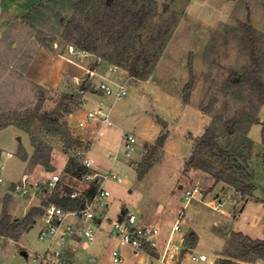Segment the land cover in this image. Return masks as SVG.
I'll list each match as a JSON object with an SVG mask.
<instances>
[{"label":"rangeland","instance_id":"1","mask_svg":"<svg viewBox=\"0 0 264 264\" xmlns=\"http://www.w3.org/2000/svg\"><path fill=\"white\" fill-rule=\"evenodd\" d=\"M9 1L0 0V124H12L0 129V218L6 195L8 212L14 220L23 219L25 210L28 214L34 207L42 208L47 198L43 195L34 201L17 196L15 184L24 172L42 185L59 174L62 192L87 187L85 172L80 177L65 172L77 150H69L62 137L47 132L39 120L31 125L20 122L28 110L41 103V113L58 110L60 124L82 140L87 149L77 160L89 157L97 161V166L106 163L107 168L111 165L107 154L120 148L124 155L123 135L136 137L133 157L120 155L114 168L129 183L110 180L106 188L118 208L128 209L140 222L149 219L151 225L160 228L162 236L168 235L177 222L182 235L195 232L198 244L185 254L183 264H194L190 253L205 254L220 264L228 256L233 233L264 240V145L260 124L264 123V106L249 87L238 84L251 65L243 43L244 24L257 31L264 81V0H134L139 17L125 39L110 43L97 40L92 48L98 50H88L85 55L77 41L64 39L65 24L78 0H21L20 15L4 12ZM39 4L44 5L30 15ZM139 56L141 79L130 80L125 98L117 100L90 91L108 76V66L117 62H121V70L110 78L118 83L128 79L129 68ZM87 69L96 75H86ZM231 77L236 84L230 82ZM191 82L190 101L185 103V86ZM82 99H88L83 108ZM100 109L103 114H97L96 121L87 125L91 129L98 124L99 134L92 145L84 140L85 129L79 123L87 113ZM249 117L258 118L259 123L251 126ZM230 120L238 122L234 136H229ZM209 126L218 133L222 146L251 155L249 170L256 188L252 196L243 199L225 183L214 188L215 179L208 173H183L195 139ZM164 134L167 139L153 167L139 179L145 155ZM33 137L52 146L54 171L30 166ZM23 155H27V163L22 161ZM212 162L219 166L217 159ZM192 186L200 187L203 198L186 202L184 189ZM220 202L223 206L214 209L213 205ZM40 218L35 217L36 222L18 241L0 236V264H34L35 254L45 248L39 239ZM113 241L110 237L98 254L103 264H114ZM123 249L126 258L130 251Z\"/></svg>","mask_w":264,"mask_h":264},{"label":"trees","instance_id":"2","mask_svg":"<svg viewBox=\"0 0 264 264\" xmlns=\"http://www.w3.org/2000/svg\"><path fill=\"white\" fill-rule=\"evenodd\" d=\"M42 5L44 4H39L37 8L31 10L29 12L30 15ZM74 5V13L65 24L64 39L67 41H77L81 50L86 52L89 50L91 53L98 50L97 47L92 48V45L97 40L107 43L124 40L129 32V28L135 25L139 17V12L135 10L134 0H78L74 2ZM243 31L244 48L250 56L251 65L248 73L240 76L238 84L249 87L264 106L263 67L261 65L263 56L257 54L259 42L257 31L247 24L243 25ZM139 60L140 56L128 71L129 75L136 79H141L138 70ZM117 63L115 65H122L121 62ZM230 82L236 84L233 77L230 78ZM192 89L193 82L185 86V103H189ZM40 111L41 103L33 110H28L24 114L25 117L23 115L20 118V122L31 125L39 120L47 132L60 135L69 150L75 152L78 149L84 148L82 140L74 138L68 128L60 124L58 110L45 113H41ZM249 122L252 126L258 124L259 120L258 118L249 117ZM227 124L230 125L228 128L229 136H234L238 122L230 120ZM11 125V123H2L0 124V129ZM166 139L167 134L161 135L157 139L156 144L149 149L139 167V179H143L151 170L155 162V156L163 148ZM32 140L34 153L29 158L30 166L41 165L49 172L54 171L55 168L52 166V146L38 137H33ZM262 143L264 145V123L262 126ZM22 159L26 161L28 159L27 155H23ZM213 159L219 161V166L212 162ZM250 160L251 155L246 154V152H237V149H233L228 145L222 146L218 133L213 127L209 126L201 137L195 139L193 152L185 163L183 173L188 174L192 170L208 173L214 177L215 184L225 183L227 186L235 189L245 199L252 196L256 190L255 184L252 181V174L249 170ZM65 172L74 177H80L85 172V169L74 156L68 160ZM61 188L62 186L60 185L56 192L50 195L47 200H44L42 207L50 203H55L67 210H78L84 207L85 199L83 197L75 200L70 199L63 195ZM67 191H71V189ZM92 192L93 188L91 187L87 190L86 194L90 195ZM8 204L9 196L6 195L0 218V236L18 241L22 233L35 223V217L43 214V208L34 207L23 219L14 220L8 212ZM187 240L188 249H194L199 241L197 234L194 232L187 234ZM146 252L153 256L157 255L150 248ZM232 261H238L241 264H254L258 261H264V240L253 239L243 233H233L228 256L220 264H231Z\"/></svg>","mask_w":264,"mask_h":264},{"label":"built area","instance_id":"3","mask_svg":"<svg viewBox=\"0 0 264 264\" xmlns=\"http://www.w3.org/2000/svg\"><path fill=\"white\" fill-rule=\"evenodd\" d=\"M86 53L84 50L81 51L83 55ZM120 70L121 68L117 65H109L107 68L108 76L98 85H93L96 92L107 96H115L117 100L125 98L127 86L131 84L130 80L136 78L129 75V78L121 83L110 78ZM86 75L94 77L96 73L94 70L87 69ZM76 81L79 83L80 79L76 78ZM97 114H103L102 110L87 113L85 119L80 121L79 127L85 128L87 124L96 119ZM123 137L124 155L121 154L120 148L107 154L113 165L119 162L120 155L131 159L135 154L136 137L132 134H124ZM86 149H78L75 154L76 158L79 159L78 157L84 155ZM7 156L12 157L13 155L7 153ZM79 161L85 169L83 177L87 187L83 190L64 191L63 195L73 200L83 197L85 199L84 207L78 210H67L55 203L42 207L43 214L40 218L42 224L39 231V239L46 241L48 247L45 251L35 254L32 259L35 264H71L75 245L83 244L89 247L95 242L97 233L103 230L104 226H109L108 233L114 240L128 246L135 252H146L150 248L157 253L159 260L164 263L180 260L188 253L190 249L187 248V235H182V227L179 222L171 229L162 248L160 228L151 224L140 223L137 216L129 211L122 212L118 217L113 218L109 212V200L112 194L106 188V184L110 180L123 185L128 184L129 181L117 174L113 166L108 170H101L92 158L84 157V159ZM60 182L61 177L57 173L52 175L44 185L24 174L21 180L15 184V191L22 197L41 198L44 196L48 198L59 189ZM0 183H3V178L1 177ZM91 187L93 192L87 195L86 192ZM184 198L186 202H191L195 199L203 198V192L200 187L192 186L184 189ZM222 206L223 203L221 202L213 205L214 209H219ZM178 235L179 238L177 239L176 236ZM190 254L191 262L194 264H215L205 254L199 256L193 253ZM112 257L115 263H120L123 260L122 254L118 249L112 251ZM258 263L264 264V261H258Z\"/></svg>","mask_w":264,"mask_h":264},{"label":"crops","instance_id":"4","mask_svg":"<svg viewBox=\"0 0 264 264\" xmlns=\"http://www.w3.org/2000/svg\"><path fill=\"white\" fill-rule=\"evenodd\" d=\"M20 1L21 0H11V2L9 1L8 2V4L6 5V7H5V10H4V12L8 15H10V14H15V15H20ZM23 4H24V2H23ZM33 5H35V4H33ZM32 5V6H33ZM31 6V7H32ZM31 7H28V9H30ZM28 9H26V10H28ZM76 78H78V77H76ZM90 91H91V89H90ZM95 93V92H94ZM83 100V105H82V108L83 107H85L87 104H88V99H82ZM77 112H79V113H81V110H79V111H77ZM76 112V113H77ZM75 113V114H76ZM75 114H73V115H71L72 116V118L75 116ZM86 116V115H85ZM94 121H96V120H94ZM261 125L263 124V123H260ZM88 125V124H87ZM85 126V128H83V129H85L84 130V140L86 141H89V142H91V144L93 145V139L94 138H96L97 137V135L99 134V129H97V123L95 124V126H92V127H94V128H91L90 129V127L89 126ZM263 126V125H262ZM119 146V145H118ZM194 148V147H193ZM192 154V153H191ZM7 155V154H6ZM13 157V156H12ZM106 158L108 159V157H107V155H106ZM22 159V158H21ZM109 160V159H108ZM22 161L23 162H25V163H27V160L26 161H24L23 159H22ZM96 161V160H95ZM109 162H110V164L111 165H109V166H107V168L105 167V165H106V163H100L99 165L100 166H98L101 170H103L104 168H106V170H108V169H110L112 166H113V168H115V165H113V163L111 162V160H109ZM96 164H97V161H96ZM54 165V166H53ZM41 165H38V166H36V167H40ZM52 166L55 168L56 167V164H54L53 163V161H52ZM63 167V166H62ZM200 171V170H199ZM202 171H200V173H201ZM203 173V172H202ZM24 174H25V172H24ZM23 174V175H24ZM204 174H206V173H204ZM222 185L223 183L221 182V183H218V184H215V186H214V188H216L217 186H219V185ZM214 185V184H213ZM230 187V186H229ZM182 188V186L180 187V189ZM214 188H213V190H214ZM230 188H232V187H230ZM212 190V191H213ZM17 196H19V197H22V196H20V195H17ZM23 198H26L27 200H32V201H34V200H41V198H39V197H33V198H30V197H23ZM110 206H109V212H110V215L113 217V218H116V217H118L122 212H127V211H129L128 209H126V208H122V207H120V208H118V206H117V204H115L116 202L115 201H113V195L111 196V198H110ZM113 201V202H112ZM123 209H125V211H123ZM27 210H25V212H24V214L22 215V217H24V216H26L27 214ZM2 215V214H1ZM35 222H36V220H35ZM140 222V221H139ZM143 224H151L150 223V221H149V219H145L144 221H141ZM140 222V223H141ZM31 228V227H30ZM29 228V229H30ZM29 229H27L26 231H28ZM109 226H104V228H103V230H101V231H99L98 233H97V237H96V240H95V242L92 244V245H90L89 247H86V246H84L83 244H78V245H75V252H74V254L72 255V262H71V264H103V260H102V258H101V256H99L100 254H99V252H100V250H101V248L103 247V246H106L107 245V243H108V241H109V239H110V235H109ZM26 231H24L23 233H22V235L26 232ZM171 232V231H170ZM195 233V232H194ZM170 234V233H169ZM169 234L168 235H166V236H162V238H161V247L163 248V246H164V244H165V241H166V239L168 238V236H169ZM187 235V234H186ZM248 236V235H247ZM22 237V236H21ZM20 237V238H21ZM250 237V236H249ZM7 238V237H6ZM42 241V240H41ZM44 244H45V248H44V250L43 251H45L46 249H47V247H48V243L46 242V241H42ZM114 243H115V245H112L113 246V250H115V249H118L120 252H121V254H122V258H123V260H122V262H120V263H115L114 261H113V258H112V261H113V263L114 264H124V263H126V262H128V264L130 263V264H150V261L152 260V259H156L157 261H161V260H159V258H158V255H156V256H153V255H151V254H149V253H147V252H135V251H133L131 248H129L128 246H125V245H123V244H121V243H119L118 241H113ZM124 247H127L128 248V250L130 251V255L128 256V257H126L125 258V251H124ZM24 256H26V253H22ZM99 254V255H98ZM182 257V256H181ZM183 258L184 257H182L180 260H176V261H169L170 263H172V264H183ZM127 259V260H126ZM162 262V261H161ZM34 263V262H33ZM162 263H164V262H162ZM169 263V264H170ZM258 263V262H257ZM35 264V263H34Z\"/></svg>","mask_w":264,"mask_h":264},{"label":"water","instance_id":"5","mask_svg":"<svg viewBox=\"0 0 264 264\" xmlns=\"http://www.w3.org/2000/svg\"><path fill=\"white\" fill-rule=\"evenodd\" d=\"M82 90H84V89L82 88ZM91 92H95L96 93V89L94 87L91 88Z\"/></svg>","mask_w":264,"mask_h":264}]
</instances>
